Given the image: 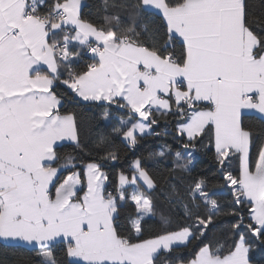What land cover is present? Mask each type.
Instances as JSON below:
<instances>
[{
  "label": "snow or ice",
  "instance_id": "obj_1",
  "mask_svg": "<svg viewBox=\"0 0 264 264\" xmlns=\"http://www.w3.org/2000/svg\"><path fill=\"white\" fill-rule=\"evenodd\" d=\"M109 7L126 10L132 23L115 14L97 26L82 18L81 0H0V239L27 245L40 264H58L57 244L70 264H250L248 237L264 243V124L246 123L264 122V0H104ZM151 17L163 22V43ZM137 20L146 21L140 31ZM83 54L91 62L77 70ZM61 86L133 114L100 136L99 161L119 160L113 135L129 150L161 135V117L177 120L183 151L164 144L135 158L109 191L103 163L81 172L77 157L58 151L65 141L83 148L87 136ZM102 118L111 124L108 112ZM198 143L213 152L223 183L201 176L182 194V177L158 182L146 166L171 154V172L190 174ZM157 192L183 223L145 238ZM225 195L235 243L227 251L205 243L183 257L222 214ZM129 201L137 215L126 230L118 205Z\"/></svg>",
  "mask_w": 264,
  "mask_h": 264
},
{
  "label": "trees",
  "instance_id": "obj_2",
  "mask_svg": "<svg viewBox=\"0 0 264 264\" xmlns=\"http://www.w3.org/2000/svg\"><path fill=\"white\" fill-rule=\"evenodd\" d=\"M85 5L81 10V16L83 19L100 26L104 24V15L119 14L123 24H131L132 21L126 10L116 9L109 7L104 9V0H84ZM113 2L119 3L120 0H109L111 5ZM43 10V9H42ZM152 21L159 26V34L156 37L158 43H163L164 27L163 22L158 17H151ZM146 21L137 20V30L140 31L139 25ZM141 40L148 42V37L145 34H141ZM90 56L83 54V59L78 64L74 65L77 70L84 67L86 63H89ZM59 92L65 94V109L75 112L77 114L78 121L82 127L87 128V136L83 137L84 147L76 148L74 144H63L58 149L61 155L71 154L78 158L80 162L78 165L79 171L83 172V167L86 163L98 160L99 156L104 155L102 148L96 147V143L101 135H112L111 125L118 123V119H127L133 117V114L129 109H120L116 105H107L106 102H97L91 104L83 102L80 99L74 97V94L68 91L64 86L58 89ZM65 109H62L65 110ZM104 112L109 113V124L102 116ZM134 118H137L134 117ZM253 127H259L264 122L257 119H249L246 121ZM177 120L173 117H168L167 122L164 118H160V123L154 126V131L161 133V135L145 136L140 140L139 146L133 150H129L126 144L121 138L113 135L115 146L119 153V160L115 162H101L103 163V170L109 175L108 190H114L118 183V174L124 172L125 174L131 173L130 164L137 157H146L149 151H158L164 144L171 145L173 153L177 150L183 151L181 145L186 142L185 140L177 139L176 132ZM167 132L168 135H163ZM91 153V154H90ZM255 154V153H254ZM194 160L191 165L190 174L182 170H176L172 173L173 168V156L170 154L166 159H162L161 162L147 161L146 166L154 174L158 182L164 180L170 173L172 175H178L183 178L182 183L178 184V187L183 194L187 186L191 184L198 177H207L212 183H223L220 179L218 165L213 158V152L203 149L202 146L197 144V151L193 153ZM68 172L65 171L64 175ZM154 198L157 204L156 215L152 218H146L144 237L148 238L155 234L161 233L166 230L175 228L178 224L183 223L173 210L172 206L167 200L164 199L160 192L154 194ZM222 205V214L214 218L213 224L208 225L207 230L203 237L199 240H192L190 246L184 249L181 255L187 257L192 251L197 250L205 243H210L213 246H224L227 251L236 240V237L232 234L230 225L235 222V218L232 216H226L223 214L231 207L230 195H225L220 198ZM120 214V223L125 226L126 230L131 229V221L136 217V209L134 205L129 202H123L118 205ZM201 216L207 215V210L202 206L197 210ZM161 216L167 217L170 221L168 225H165L161 220ZM249 242L252 243L250 250L251 264H264V243H259L251 236L248 237ZM65 246L56 245L53 248V255L57 259L58 264H70L71 259L65 255ZM175 255V254H174ZM41 257L37 256L35 251L21 246L6 244L0 241V264H40Z\"/></svg>",
  "mask_w": 264,
  "mask_h": 264
},
{
  "label": "crops",
  "instance_id": "obj_3",
  "mask_svg": "<svg viewBox=\"0 0 264 264\" xmlns=\"http://www.w3.org/2000/svg\"><path fill=\"white\" fill-rule=\"evenodd\" d=\"M84 5H85V1L84 0H81V10L84 7ZM137 118H139L138 115H137ZM127 119H129V118H127ZM127 119H125V120H127ZM63 144H73V143L72 142L65 141V142H62L61 145H63ZM121 203H123V202H121ZM0 241L3 242V243L9 244V243L5 242L3 239H0ZM13 245H17V244H13ZM57 245L62 246L63 244H57ZM23 246L29 248L27 245H23ZM63 246H65V245H63ZM70 259H72V258H70ZM249 260H250V252H249ZM250 264H251V261H250Z\"/></svg>",
  "mask_w": 264,
  "mask_h": 264
},
{
  "label": "built area",
  "instance_id": "obj_4",
  "mask_svg": "<svg viewBox=\"0 0 264 264\" xmlns=\"http://www.w3.org/2000/svg\"><path fill=\"white\" fill-rule=\"evenodd\" d=\"M88 56H90L91 54H87ZM109 191H111V190H109Z\"/></svg>",
  "mask_w": 264,
  "mask_h": 264
}]
</instances>
